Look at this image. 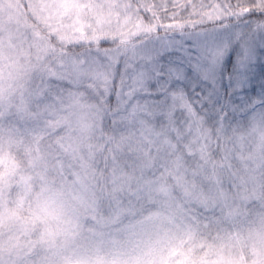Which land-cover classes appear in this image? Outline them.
<instances>
[{"label":"snow or ice","instance_id":"1","mask_svg":"<svg viewBox=\"0 0 264 264\" xmlns=\"http://www.w3.org/2000/svg\"><path fill=\"white\" fill-rule=\"evenodd\" d=\"M0 264H264V0H0Z\"/></svg>","mask_w":264,"mask_h":264}]
</instances>
